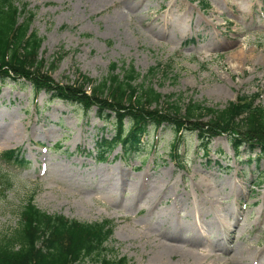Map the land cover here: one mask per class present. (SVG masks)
<instances>
[{
	"label": "rangeland",
	"instance_id": "1",
	"mask_svg": "<svg viewBox=\"0 0 264 264\" xmlns=\"http://www.w3.org/2000/svg\"><path fill=\"white\" fill-rule=\"evenodd\" d=\"M16 1L34 14L30 32L43 41L40 58L49 70L58 65L51 77L63 86L79 75L96 85L117 64L115 73L126 66L141 74L136 84L157 69L147 83L163 94L164 109L168 95L182 106L191 101L223 109L246 96L264 107V0H204L206 11L199 0ZM242 50L240 61L233 55ZM97 113L37 93L24 79L0 80V141L9 126L13 137L23 133L20 143L0 150L16 148L23 161L0 159V235L18 227L21 207L35 196L50 215L111 222L108 257H126L130 264H198L196 258L234 264L242 248L264 253L260 150L251 153L246 145L236 152L224 134L204 154L197 133L184 131L179 164L168 125L150 128L139 151L126 155L117 146L99 162L97 142L114 137L115 123ZM109 171L114 184H122L114 193ZM226 225L235 227L231 241ZM170 227L173 240L165 236ZM195 238L200 243L193 244Z\"/></svg>",
	"mask_w": 264,
	"mask_h": 264
},
{
	"label": "trees",
	"instance_id": "2",
	"mask_svg": "<svg viewBox=\"0 0 264 264\" xmlns=\"http://www.w3.org/2000/svg\"><path fill=\"white\" fill-rule=\"evenodd\" d=\"M198 2L204 9L209 6L203 4L204 0ZM26 9L20 8L16 0H0V80L24 79L37 93H50L52 98L80 106L87 113L98 108L100 120L115 123L114 137L97 142L100 160L117 146L127 155L139 151L150 128L157 130L168 125L175 131L171 148L172 158L178 163L183 132L190 130L197 133L204 154L214 137L226 134L237 151L248 145L249 152L260 150L259 155L264 156V107L256 104V98L238 96L226 108L218 109L191 101L182 106L180 98L172 103L169 99L173 96L168 95V108L164 109L160 107L165 99L163 94L147 83L157 69L136 84L141 74L126 66L115 73L117 64L111 66L110 77L96 85L82 75L66 86L55 82L51 74L58 65L50 64L49 70L40 58L43 41L37 33L30 32L34 14ZM23 15L26 16L19 22ZM204 117L209 119L203 121ZM20 157L16 151L0 153L1 161L8 164H22ZM20 210L18 227L0 235V264H86L87 260L97 264H130L126 257H108L105 245L114 232L109 221L81 223L64 215H50L37 207L35 196H30Z\"/></svg>",
	"mask_w": 264,
	"mask_h": 264
},
{
	"label": "bare ground",
	"instance_id": "3",
	"mask_svg": "<svg viewBox=\"0 0 264 264\" xmlns=\"http://www.w3.org/2000/svg\"><path fill=\"white\" fill-rule=\"evenodd\" d=\"M233 56H236L235 58L236 59L238 58V60L241 61V59L245 58L244 57L245 52L242 50V51L237 52ZM234 66H235V64H233V67ZM15 133L16 134H14V137H13L12 136L13 133L10 132V126H9V128L3 130V133H2L3 138L1 139V141L10 140V144L7 145L5 142L3 143L0 141V150H4L6 148L13 147L15 143H20L23 140V137H20V136H23V133H21V134L18 132H15ZM120 172H121L120 168L116 169V172H115L116 176ZM108 178H109V182H112V183H110L111 185L109 186V187H111L110 192L114 193L116 191V188H119L122 184H120L117 180H116V183L114 184L113 174L110 171L108 172ZM137 184H139V183H135V188H137V186H136ZM160 188H164V187H160ZM160 188H158V189H160ZM160 191H162V189ZM189 212H190V214H189ZM188 214H189V217H191V214H192V216L194 215L191 211H188ZM229 218L232 219L233 214H230ZM224 228H226L225 231L228 232V234L230 236L229 240L231 241L233 239L232 234L235 232V227L233 229L230 225H228V226L226 225V226H224ZM172 231H173V229L171 227L169 229L165 230V236L167 238H169L170 240H173V236H171ZM187 242H188V240H187ZM195 242L200 243V241L197 240L196 238L192 243L195 244ZM238 254L240 257H238V260L234 264H249L250 261H251V264H264V253L262 251L258 252V251H254L253 249L250 250L246 247V248L240 249ZM193 260L197 261L198 264H205L204 262L201 263L198 258L193 259ZM215 261H217V260H215Z\"/></svg>",
	"mask_w": 264,
	"mask_h": 264
}]
</instances>
